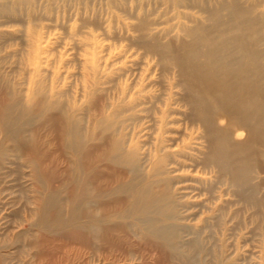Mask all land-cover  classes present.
Instances as JSON below:
<instances>
[{"label": "bare ground", "instance_id": "1", "mask_svg": "<svg viewBox=\"0 0 264 264\" xmlns=\"http://www.w3.org/2000/svg\"><path fill=\"white\" fill-rule=\"evenodd\" d=\"M9 1L5 8L0 0V15L22 8L28 9L26 14L36 12V0ZM108 1L125 21L123 51L135 53L136 47L156 56L161 76L171 78L169 86L162 83L156 90L125 81L103 108L91 89H83V102H68L59 86L40 77L30 78L20 90L3 81L0 135L6 144L0 145V162L25 157L46 224H66L94 240H103L109 229L129 230L179 257L185 243L169 228L177 224V209H190L183 200L192 189L187 180L198 191L212 192L225 184L256 213L261 209L253 180L264 172V8L258 10L255 0ZM155 3L163 9L156 11ZM166 16L175 21L158 26ZM134 111L147 114L149 146L140 149L119 141L110 146L111 122ZM40 130L69 148L71 190L78 203L67 220L61 219L62 199L53 192L45 196L35 159L29 157L37 149ZM109 163L118 165L123 177L113 191L104 182ZM111 192L119 205L111 216L121 219V227L110 222L106 210ZM197 243L189 241L187 249Z\"/></svg>", "mask_w": 264, "mask_h": 264}, {"label": "rangeland", "instance_id": "2", "mask_svg": "<svg viewBox=\"0 0 264 264\" xmlns=\"http://www.w3.org/2000/svg\"><path fill=\"white\" fill-rule=\"evenodd\" d=\"M36 2L35 13L26 14L28 9L22 8L13 14L0 15V83L7 81L13 90H20L26 89L30 78L40 77L59 86L68 102H83V89H91L97 105L103 108L114 88L125 81L132 84L139 81L156 90L162 83L169 86L171 78L161 76L162 65L156 56L136 47H132L135 53L123 51L127 33L121 29V23L125 21L112 2ZM2 3L9 8V0ZM255 3L258 10L264 8V0ZM154 8L161 11L163 5L155 3ZM92 20L96 27H92ZM174 21L170 16L162 17L158 26ZM148 74L150 78L143 80ZM5 102L0 93V107ZM108 111L105 109L106 114ZM146 115L134 111L116 117L108 129L110 146L119 141L140 149L148 147ZM2 124L8 126V121ZM26 135L32 138L30 132ZM36 135L37 149L29 157L35 159L40 183L46 188L45 196L53 192L62 199L61 219L65 220L78 203L71 190L74 170L69 148L58 144L55 135L43 130ZM4 143L5 138L0 135V145ZM25 160L8 156L0 162V264H264V172L253 180L261 204L258 213L225 184L212 192L198 191L195 182L187 180L186 186L192 189L186 191L183 200L190 209L186 212L177 209V224L169 228L185 243L184 255L175 257L167 247L129 230L124 233L117 228L109 229L103 240H94L88 234L67 228L66 224H46L37 187L30 177L31 168ZM187 170L190 175L193 169ZM104 177L111 191L123 179L120 167L113 163H109ZM108 202L110 222L121 227V219L111 216L119 208L117 195L111 192ZM196 240L195 248L189 251L187 243Z\"/></svg>", "mask_w": 264, "mask_h": 264}]
</instances>
